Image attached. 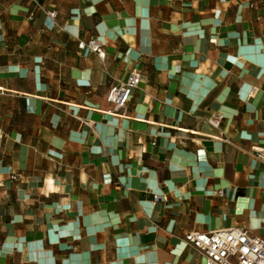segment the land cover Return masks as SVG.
<instances>
[{"label": "crops", "instance_id": "1", "mask_svg": "<svg viewBox=\"0 0 264 264\" xmlns=\"http://www.w3.org/2000/svg\"><path fill=\"white\" fill-rule=\"evenodd\" d=\"M254 147L264 0H0V264H205L186 234L264 239Z\"/></svg>", "mask_w": 264, "mask_h": 264}, {"label": "built area", "instance_id": "2", "mask_svg": "<svg viewBox=\"0 0 264 264\" xmlns=\"http://www.w3.org/2000/svg\"><path fill=\"white\" fill-rule=\"evenodd\" d=\"M47 15L51 20L54 19V13ZM77 49L87 55H95L100 60L105 58L104 46L96 38L79 41ZM141 81L142 76L136 70L129 72L124 80L116 81L106 95V102L110 105V110L106 114L125 117L128 103L133 93L139 89ZM256 93L257 90L252 89L249 97L253 98ZM223 119L222 115L211 113L205 121L212 128L219 129ZM154 145L152 143V146ZM251 153L256 160H264V148L254 147ZM11 179L15 181L16 177L12 176ZM159 198L154 196L153 203ZM183 243L203 257L205 264H264V239L251 235L243 228L191 232L184 236Z\"/></svg>", "mask_w": 264, "mask_h": 264}]
</instances>
